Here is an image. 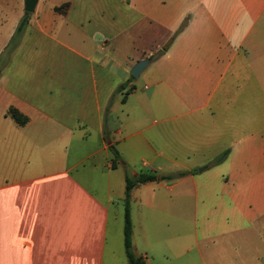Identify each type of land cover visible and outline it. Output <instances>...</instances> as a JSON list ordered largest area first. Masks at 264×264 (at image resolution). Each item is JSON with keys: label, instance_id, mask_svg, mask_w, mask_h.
<instances>
[{"label": "crops", "instance_id": "1", "mask_svg": "<svg viewBox=\"0 0 264 264\" xmlns=\"http://www.w3.org/2000/svg\"><path fill=\"white\" fill-rule=\"evenodd\" d=\"M4 9L0 264H128L146 171L186 174L131 190L145 264L164 233L171 264H264V0H38L9 51Z\"/></svg>", "mask_w": 264, "mask_h": 264}, {"label": "trees", "instance_id": "2", "mask_svg": "<svg viewBox=\"0 0 264 264\" xmlns=\"http://www.w3.org/2000/svg\"><path fill=\"white\" fill-rule=\"evenodd\" d=\"M56 9H60V7H56ZM29 13L25 12L24 16L20 20L19 24L16 27V30L10 39L8 45L6 46V51H9L13 49L16 44L18 43L24 28L28 21ZM187 24V19H184L182 23L180 24V27L178 28L177 32H180ZM123 88V85H120L118 87V90H121ZM8 114L19 124H24L27 120V118L22 115L17 109L15 108H9ZM110 150L114 156V162L116 163L119 159V153L115 149V147L110 146ZM229 150L223 151L221 154L216 156L213 160L214 164L220 163L223 161L227 155ZM186 174V172H177L175 174H166V175H159L156 172L153 171H146L139 173L136 177L132 178L129 176H125V191H124V200H123V243H124V250L127 257L128 264H145L144 260L141 258V256L137 255L134 252L133 245H132V220L130 216V195L131 190L142 183L151 182V181H160V180H169L174 179L176 177L182 176Z\"/></svg>", "mask_w": 264, "mask_h": 264}, {"label": "rangeland", "instance_id": "3", "mask_svg": "<svg viewBox=\"0 0 264 264\" xmlns=\"http://www.w3.org/2000/svg\"><path fill=\"white\" fill-rule=\"evenodd\" d=\"M5 13L6 9H4L3 11H0V15L1 13ZM161 242L165 243V248H162L158 243H154V253H153V257L155 258L156 262L160 263L161 262L165 263V264H171V259H172V255H171V246H170V237L169 234L164 233V235L161 237ZM163 253H166L165 258L163 257Z\"/></svg>", "mask_w": 264, "mask_h": 264}, {"label": "water", "instance_id": "4", "mask_svg": "<svg viewBox=\"0 0 264 264\" xmlns=\"http://www.w3.org/2000/svg\"><path fill=\"white\" fill-rule=\"evenodd\" d=\"M38 0H23V8L25 12L31 13L34 11V8L36 6ZM150 62L149 59H142L137 61L131 68L130 74L137 78L141 71L148 65ZM200 170V168L198 169Z\"/></svg>", "mask_w": 264, "mask_h": 264}]
</instances>
